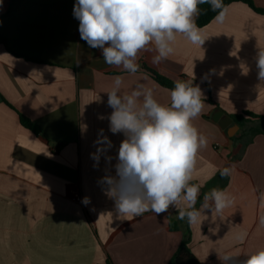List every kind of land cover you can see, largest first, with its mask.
<instances>
[{
    "label": "crops",
    "instance_id": "crops-1",
    "mask_svg": "<svg viewBox=\"0 0 264 264\" xmlns=\"http://www.w3.org/2000/svg\"><path fill=\"white\" fill-rule=\"evenodd\" d=\"M251 1L264 9V0ZM7 2L0 4L6 43L0 44V95L16 111L0 99V264H170L184 238L170 229L178 210L118 216L100 183L115 175L124 139L109 130L106 92L113 79L123 77L122 93L143 83L158 102L170 104V90L144 67L174 82L194 74L193 84L202 90L205 105L193 124L208 146L199 152L190 182L200 185L195 207L212 188L235 197L222 214L205 210L202 224L188 223L198 264H220L217 253L225 252L243 261L264 249V134L243 152L236 140L242 128L233 122L223 129L219 122L245 112L264 116V81L256 65L264 49V15L233 3L222 23L214 19L203 28L202 48L177 35L170 57L157 64L154 53L142 52L140 70L130 74L107 65L99 49L81 40L76 0H17L5 15ZM17 112L40 134L23 127ZM218 112L223 117L216 121ZM101 129L112 141L107 155L113 159L109 164L101 156L94 166L90 154ZM228 166L231 175L219 178Z\"/></svg>",
    "mask_w": 264,
    "mask_h": 264
},
{
    "label": "clouds",
    "instance_id": "clouds-1",
    "mask_svg": "<svg viewBox=\"0 0 264 264\" xmlns=\"http://www.w3.org/2000/svg\"><path fill=\"white\" fill-rule=\"evenodd\" d=\"M204 4L213 12L219 10L216 22L226 19L228 7L223 0H76L73 15L79 21L80 38L88 47L99 49L107 65L135 74L140 70L142 52L154 53L152 61L158 64L174 53L177 35L202 48L206 38L196 18ZM256 65L258 79L264 81V49L258 51ZM194 79L193 74L189 80L175 81L169 105L158 102L153 89L143 83L122 93L123 77L113 79L106 92L112 109L109 130L123 133L124 139L115 158V175L106 174L100 183L105 185V195L114 201L118 216L139 217L149 211L160 216L176 209L177 219L192 225L207 219L205 210L219 215L233 206L235 197L227 189L212 188L204 194L201 207H195L200 185L190 182L198 154L207 148L208 139L193 124L205 105ZM94 144L96 151L90 154L94 166L101 156L110 164L113 157L107 153L113 144L103 129ZM233 170L232 166L224 167L220 175L230 176ZM259 199L264 204V193ZM259 223L264 225V214ZM217 258L220 264H264V249L243 261L227 252L217 253Z\"/></svg>",
    "mask_w": 264,
    "mask_h": 264
},
{
    "label": "trees",
    "instance_id": "trees-1",
    "mask_svg": "<svg viewBox=\"0 0 264 264\" xmlns=\"http://www.w3.org/2000/svg\"><path fill=\"white\" fill-rule=\"evenodd\" d=\"M17 0H8L7 2V11L5 15H8L10 9L14 2ZM244 3L247 4L252 10L255 12L264 15V9L257 8L251 0H223L224 5L227 7L233 3ZM200 14L196 19V23L199 27L205 28L208 26L218 14L217 12H213L209 5L204 4L200 5ZM0 44L6 45L5 40L0 38ZM144 70L162 87L171 90L174 88L175 82L160 74L159 72L149 68L144 67ZM0 99L2 102L6 103L9 107L16 109L8 103L4 97L0 95ZM20 118V123L23 127L29 129L35 134H40L39 129L36 124L32 122L28 117L23 115L20 112H17ZM233 122L242 128V133L239 138H236L243 145V152L245 148L252 143L253 138L257 135L264 134V116H258L253 113L245 112L240 115L232 116ZM219 178H223L221 175ZM178 215V214H176ZM183 220L175 219L174 217H170V229L173 231H183L184 238L179 246L177 252L172 258L170 264H198V260L193 255L189 248V244L191 242V230L188 226V222H185V225H182ZM106 264H112L110 260L107 261Z\"/></svg>",
    "mask_w": 264,
    "mask_h": 264
},
{
    "label": "water",
    "instance_id": "water-1",
    "mask_svg": "<svg viewBox=\"0 0 264 264\" xmlns=\"http://www.w3.org/2000/svg\"><path fill=\"white\" fill-rule=\"evenodd\" d=\"M222 117H223V113L218 112V113H217V117H216L215 119H216V121H218V120L221 119ZM219 122H221V127H222L223 129H226V128H228V127L233 123V120H232L231 118L227 117V118H223V119L220 120ZM237 128H239V127H237Z\"/></svg>",
    "mask_w": 264,
    "mask_h": 264
}]
</instances>
